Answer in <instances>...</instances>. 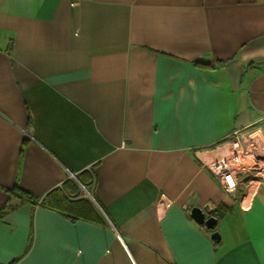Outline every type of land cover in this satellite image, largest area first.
I'll return each mask as SVG.
<instances>
[{"label": "crops", "instance_id": "obj_1", "mask_svg": "<svg viewBox=\"0 0 264 264\" xmlns=\"http://www.w3.org/2000/svg\"><path fill=\"white\" fill-rule=\"evenodd\" d=\"M263 123L264 0H0V264H264L206 167Z\"/></svg>", "mask_w": 264, "mask_h": 264}, {"label": "built area", "instance_id": "obj_2", "mask_svg": "<svg viewBox=\"0 0 264 264\" xmlns=\"http://www.w3.org/2000/svg\"><path fill=\"white\" fill-rule=\"evenodd\" d=\"M256 136L247 139L234 131L225 144L227 152L206 164L228 193L236 192L239 186L247 187L246 191L250 188L251 193L264 187V177L260 176L264 172V148Z\"/></svg>", "mask_w": 264, "mask_h": 264}, {"label": "trees", "instance_id": "obj_3", "mask_svg": "<svg viewBox=\"0 0 264 264\" xmlns=\"http://www.w3.org/2000/svg\"><path fill=\"white\" fill-rule=\"evenodd\" d=\"M198 66L201 67H205L206 65H204V63H197ZM82 175H78V179L82 182H84V180L81 177ZM73 184V183H71ZM19 196L26 198L28 201H31L32 203H35L36 200H34V198L24 192H19ZM66 201L68 202H72L69 197H67L63 191H61L60 189L54 190L52 192H50L47 196H45L42 199V205L50 207V208H57V206L62 205L63 203H65ZM8 206V205H7ZM7 206H5L2 211H0V213H3V211H5L7 209ZM92 207V205H91ZM90 210H92L91 212V221H97L100 222V218L97 215L96 211L93 210L92 208H90Z\"/></svg>", "mask_w": 264, "mask_h": 264}, {"label": "water", "instance_id": "obj_4", "mask_svg": "<svg viewBox=\"0 0 264 264\" xmlns=\"http://www.w3.org/2000/svg\"><path fill=\"white\" fill-rule=\"evenodd\" d=\"M192 217L199 223L204 224L209 230L214 231L212 234L213 240H220V233L215 231L218 219L212 215V211L209 207L205 209L194 208L192 210Z\"/></svg>", "mask_w": 264, "mask_h": 264}, {"label": "bare ground", "instance_id": "obj_5", "mask_svg": "<svg viewBox=\"0 0 264 264\" xmlns=\"http://www.w3.org/2000/svg\"><path fill=\"white\" fill-rule=\"evenodd\" d=\"M256 137L258 138L261 147L264 148V137L262 136V134L258 133Z\"/></svg>", "mask_w": 264, "mask_h": 264}, {"label": "rangeland", "instance_id": "obj_6", "mask_svg": "<svg viewBox=\"0 0 264 264\" xmlns=\"http://www.w3.org/2000/svg\"><path fill=\"white\" fill-rule=\"evenodd\" d=\"M262 126H264V123H263V125ZM75 176V175H74ZM260 176H262V177H264V172H262L261 174H260ZM262 184L264 185V183L262 182Z\"/></svg>", "mask_w": 264, "mask_h": 264}]
</instances>
